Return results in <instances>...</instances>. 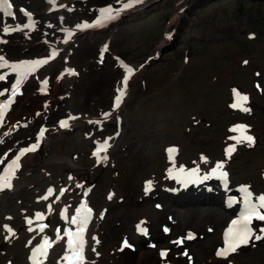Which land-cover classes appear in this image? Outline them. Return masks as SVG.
Segmentation results:
<instances>
[{"label":"rangeland","instance_id":"1","mask_svg":"<svg viewBox=\"0 0 264 264\" xmlns=\"http://www.w3.org/2000/svg\"><path fill=\"white\" fill-rule=\"evenodd\" d=\"M62 1L73 4L75 10L50 12L48 0H11L15 8L27 7L37 21L35 28L23 27L6 38L40 41L53 29L57 34L55 26L91 19L96 7L110 0ZM186 1V19L174 28L172 44L164 46L158 57L146 62L165 39L167 23L178 5L173 0H158L140 14L112 23L95 42L80 38L68 61L60 57L27 79L12 118L37 117L44 111L43 118L0 144V172L20 146L34 139L41 125L50 129L43 156H25L23 174L14 179L12 189L0 191V264H27L28 248L40 237L33 230L35 222L28 227L26 219L45 209V201L36 199L46 188L68 185L70 177L90 183L99 264H204L208 260L264 264V238L255 239L230 258H214L213 248L231 215L224 203L227 192L220 190L215 180L210 182L208 194L202 189L185 193L178 189L175 178L179 168H196L208 175L223 163L217 170L227 174L228 190L238 195L239 188L249 186L255 198L264 195V0H179L181 4ZM8 19L23 17L15 9ZM105 42L107 50L100 58ZM18 52V48L10 51ZM117 56L144 65L135 73L124 103L112 118L103 124L78 118L67 131H54L62 117L97 115L110 109L123 72ZM64 64L75 70V79L52 92L54 75L62 77ZM44 75L51 76L48 89H42ZM234 89L248 97L242 103L249 111L232 107ZM51 95L53 100L41 110L43 99ZM229 125H245L246 129L228 130ZM119 133L117 146L97 164L93 155L96 144ZM243 135L253 137L254 143L232 139ZM230 146L235 150L229 155L226 149ZM58 157L68 163L56 161ZM148 181L155 187L150 195L144 191ZM146 208L150 211L145 212ZM15 215L3 227L4 218ZM45 221L52 226L59 224L53 219ZM144 224L148 233L138 234L136 226ZM187 229L195 231L196 239L176 243L175 238ZM258 235L264 237V232ZM51 236L49 230L46 237ZM126 240L128 246L117 249ZM160 247L169 253L165 260L159 258ZM58 250L56 257L61 255ZM54 259L52 255L48 264H55Z\"/></svg>","mask_w":264,"mask_h":264},{"label":"bare ground","instance_id":"2","mask_svg":"<svg viewBox=\"0 0 264 264\" xmlns=\"http://www.w3.org/2000/svg\"><path fill=\"white\" fill-rule=\"evenodd\" d=\"M51 1H52V7H57L60 4L58 2V0H54V2H53V0H51ZM173 1L178 2L176 12L171 16L170 21H168V23H167V30H166V34H165V39L162 40L159 44H157L155 46L156 51L161 50L164 46H166L168 44H172L174 36L169 35V32L171 31L172 28H178L179 26H181L184 19H186L185 12L188 9V6H186L187 1L184 2L183 4H181L179 2V0H173ZM129 2H130V0H110L111 4L118 5L119 8L122 7L123 4L129 3ZM196 2H197V0H196ZM153 3H155L154 0H140L139 3L133 2V6L131 8H127L124 11L119 12L118 15H125L127 17H133V16L143 12V10L146 7L152 5ZM111 4H107L106 6H111ZM99 13H100V11L97 12L94 17H96ZM87 25H89L88 29H85L82 26L66 28V33L64 35H62V34H60V35H58V34L47 35L46 37H43L41 39V41H28V42H22V41H15V42L10 41V42H8L7 40H4V42L0 41V53H1L0 56H3L5 58V60L7 61V64L12 65L10 67L11 72H13V65H18L26 59H34L35 58L36 60H43V61L46 60L49 57V53H50L51 49H58L59 48L60 51L58 52V55L63 54L64 56H68L69 51H70V47L72 46L74 41H76L77 39L84 37L85 39H87L91 42H95V41L101 39V37L103 36V30L98 28L95 25L94 21L87 22ZM6 26H9V25L4 24V22H2L1 28L3 29ZM15 48H18L19 52L10 54L9 52ZM4 50H5V53H4ZM156 51L153 52V55L156 54ZM27 57H32V58H27ZM15 61H17V62H15ZM131 68H132V66H130V69ZM73 76H74V74L67 73L65 75V78H61L60 80H54L53 86H52V92H57L61 87H64L66 84H70L71 80L73 79ZM125 76H128L127 82L132 81V78H130L128 70H126V72L122 75V77L120 79V82H121L123 88L125 87L123 84V80H124ZM18 79L20 80L19 87H18V89L14 90L13 85L17 83ZM22 86H23V80L17 76L15 79V82L12 84L11 88L9 89V94L7 96H5L4 93L3 94L0 93V104H2L4 106L3 108H7L6 112L12 108L13 103L16 99V95L18 92H20L22 90V88H23ZM13 91H15V95H13ZM50 99H52V95L47 97L45 100H50ZM10 115H11V112H10ZM10 115L8 113L7 115H5V118L0 116V123L3 120L4 122H8V124H9L8 128L5 130H2L1 126H0V141L3 139H7L8 137H10L12 135H18L20 130H22L21 127L24 126L25 124H28L31 121V116H29L28 114H27V117L23 118V119L10 118ZM83 116H84V118H82V119H87V120H91V121H98L99 119L105 117L103 112L100 113L99 115H96V116H93V115H89V116L83 115ZM116 143H117V140L115 141V139L112 136L111 140L106 141L105 143H102L101 145H104V146L107 145L108 146L111 144L115 145ZM33 145H36V148L34 150V151H36L35 153L42 155V153L44 151L43 144L39 147L38 142L35 141V142L30 143L28 148L32 147ZM34 151H29V152H34ZM96 154H97V156L102 155V153H98V152H96ZM21 156L22 155L20 153H18L16 157H21ZM55 160L58 162H67L65 159L59 158V157L56 158ZM12 161H14V160H11L9 162H12ZM51 161H54V158H52ZM19 170L20 169H18L17 172ZM188 177L189 176H184V177L182 176L181 180L184 178H188ZM203 179H204V176H198L194 181L197 182L198 180H203ZM89 188H90V186H87L84 188V193H83L84 197L82 198V203L79 206L80 211H82V217L85 214L86 208L91 209L87 204V197H86V195L88 194L87 189H89ZM155 197H158V196H155ZM232 199L233 198L231 197V201H233ZM144 211L149 212L150 209L146 208ZM92 214H93V211L91 209V213L89 214V217L92 216ZM158 215H160V214H158ZM159 217L160 216H158V218ZM5 221H8V220H5ZM253 222H254V220H253ZM84 231L85 232L87 231V226H84ZM88 231H89V229H88ZM166 257H167V255H166ZM37 260H40L39 257H36V258L32 257L30 259V264H33ZM96 264H99V263H96ZM204 264H217V260H214V261L208 260V261H205Z\"/></svg>","mask_w":264,"mask_h":264},{"label":"snow or ice","instance_id":"3","mask_svg":"<svg viewBox=\"0 0 264 264\" xmlns=\"http://www.w3.org/2000/svg\"><path fill=\"white\" fill-rule=\"evenodd\" d=\"M54 2V0H53ZM133 2L135 3H139L140 0H130L129 3H125L123 4V8L127 9V8H131L133 6ZM0 8H3V10L5 11L6 14L11 15L12 13L9 11V9L11 8V5L8 3V0H0ZM23 11V10H22ZM102 13V17L100 20H97L96 23H100L102 20H107L110 18H113V11L111 9V6L105 8V9H101L100 10ZM118 14V13H117ZM26 15L29 16V19L31 18L30 14L26 13ZM89 25H83V27H88ZM23 27L27 28L30 27L29 24H25L23 25ZM10 30H16V29H10L9 26H6L3 28L4 32H8ZM55 53H53L54 55ZM46 61H33L30 63L27 62H22L19 65H13L14 70L18 69V68H26L29 71L32 70L34 67L39 66V64L45 63ZM245 63H247L245 61ZM7 64V61L5 60V58L3 56H0V67H4ZM70 74H75L74 70H68ZM132 69H128V73L129 75H131ZM0 79H4L3 76H0ZM127 80H128V76L124 77L123 80V84L126 87L127 85ZM19 83L20 80H17V83L13 85V89L16 90L19 87ZM257 87L259 88V85H257ZM236 97H237V102L233 103L232 107H240L241 110L243 111H249L248 108L243 107V103L242 102H246L248 97L247 96H242L240 95L235 89L233 90ZM118 95L115 97V103H114V108L118 107L120 102L123 100V97L125 95L124 92V88H118L117 89ZM13 95H15V91H13ZM3 105H0V112H2L3 109ZM106 117L109 115L108 113L104 114ZM62 126L67 127V121H62ZM237 129H246L245 125H238V126H234L233 131L237 130ZM40 135H43V130H41ZM232 139H236L237 143L241 142V140H246L249 144L254 143V139L253 137H251L250 135H243L242 137H232ZM36 148V145H33L32 147L28 148V149H24L21 151V155H23V153L25 151H34ZM235 150V146H230L228 149H226V154H231L232 151ZM169 151H174V149H169ZM96 153H94L95 155ZM106 159V157H105ZM203 159V157H202ZM19 160V157L16 158V161ZM13 161V167L14 168H18L19 164ZM223 168V163H218L217 164V169H222ZM193 173H195L197 170L193 169L191 170ZM216 169L213 170V172L215 173ZM12 175H14V171L12 172ZM222 176H226V173L221 172ZM208 177H204V179H207ZM11 176L5 175V176H0V190H3L4 188H11ZM151 188V181L146 182V191H148ZM247 191V189L245 190ZM51 193V189L49 190V194ZM251 196V193H248V197ZM47 197H44V199H46ZM109 199L112 198V194H109ZM259 204L258 206L255 204H252L249 208V210L247 211L246 214H243L241 216V218L239 220H234L232 222L233 227L230 228L228 230V233H226V240H225V247L221 248L217 251V256H221V257H227L230 253H234L237 251V249L241 246V245H245L249 243V239L250 238H254L256 240H260L264 237H262L261 235H254L252 228L250 227L251 221L253 219V217L264 221V214H262L261 212H259L257 210V207L259 209H264V195L259 196L258 198ZM80 209H77V213L79 214ZM91 213V209H85V214L83 216L82 219L78 220L77 216H73L72 217V223H78L79 227L78 230L75 234L71 233L68 230H65V235L68 236V245L71 249H73V256L76 257V259L82 260L83 256H82V248H83V239H82V233L84 231V226L87 223V220L89 218V214ZM37 218L40 219L42 218L41 214L37 213ZM29 224H31V220L28 221ZM7 227V226H5ZM43 225H41V230L43 229ZM140 231H144V229H139ZM262 232H264V229L261 230ZM9 232H11V229H9ZM73 236H75V239H73ZM59 239V237H57ZM188 239H192L193 236L191 234L188 235L187 237ZM127 242L125 241V244ZM176 243H182V241H176ZM51 244L47 241V239H45L44 244L42 246H40L39 249V254L42 256H45L46 253V248L50 247ZM161 255H166V252H162ZM185 255H187V253H185ZM65 259H69V257H65Z\"/></svg>","mask_w":264,"mask_h":264}]
</instances>
